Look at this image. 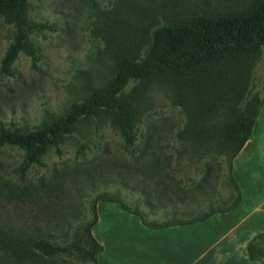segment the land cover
Returning a JSON list of instances; mask_svg holds the SVG:
<instances>
[{
  "label": "rangeland",
  "instance_id": "1",
  "mask_svg": "<svg viewBox=\"0 0 264 264\" xmlns=\"http://www.w3.org/2000/svg\"><path fill=\"white\" fill-rule=\"evenodd\" d=\"M248 1L28 0L22 24L2 11L0 122L28 131L60 119L113 80L123 55L141 58L158 26ZM20 41L14 75L4 74L2 58ZM254 102L256 137L264 118V53L243 70L208 78L131 82L115 110L82 119L63 138L62 152L51 147L44 164L24 177L23 151L0 147V264H96L101 250L90 235L100 213L101 233L107 221L122 225L105 209L109 199L157 224L232 206L239 143L223 142L221 131ZM126 125L136 156L124 148ZM41 237L78 249L46 256L31 246Z\"/></svg>",
  "mask_w": 264,
  "mask_h": 264
},
{
  "label": "trees",
  "instance_id": "2",
  "mask_svg": "<svg viewBox=\"0 0 264 264\" xmlns=\"http://www.w3.org/2000/svg\"><path fill=\"white\" fill-rule=\"evenodd\" d=\"M27 5L28 0H0V12L11 13L18 24H22L25 21ZM47 26L45 24L42 27ZM20 47L21 41L12 46L3 56L2 72L4 74L14 75L11 66L18 56ZM263 53L264 0H249L246 5L237 10L222 13H197L174 24H162L154 30L152 41L141 58L123 55L113 80L105 88L96 90L87 99L74 104L62 118L28 131L0 122V147H18L23 151L19 171L24 177L34 164H44L45 154L51 147L61 153L63 138L72 134L82 119L96 114L101 109L115 110L119 97L131 82L148 80L153 76L208 78L213 74L228 73L241 68L243 70L247 64ZM258 104L259 102L249 104L221 131L223 142L239 143L232 158L256 133ZM123 132L126 140L125 150L132 156H136L138 148L131 126H124ZM240 198L239 189L238 198L232 206L226 209H213L184 222L202 221L215 212L232 209L238 204ZM120 205L137 214L148 226L162 227L172 224L147 222L124 203ZM90 237L98 253L101 250V244L94 239L93 234ZM31 246L50 257L69 254L74 249H78L76 246L61 245L49 237L36 239ZM248 254L252 260L264 257V232L258 233L250 241Z\"/></svg>",
  "mask_w": 264,
  "mask_h": 264
},
{
  "label": "crops",
  "instance_id": "3",
  "mask_svg": "<svg viewBox=\"0 0 264 264\" xmlns=\"http://www.w3.org/2000/svg\"><path fill=\"white\" fill-rule=\"evenodd\" d=\"M259 119L262 130L232 160L241 192L235 207L202 221L151 227L137 214L105 202L109 216L120 217L122 225L107 221L101 233L100 213L92 231L101 244L96 264H264V257L252 260L248 254L250 241L264 232V118Z\"/></svg>",
  "mask_w": 264,
  "mask_h": 264
}]
</instances>
